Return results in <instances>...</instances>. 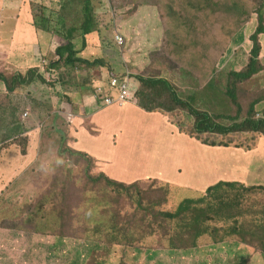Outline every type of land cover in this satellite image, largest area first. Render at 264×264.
<instances>
[{
    "label": "rangeland",
    "instance_id": "374dc122",
    "mask_svg": "<svg viewBox=\"0 0 264 264\" xmlns=\"http://www.w3.org/2000/svg\"><path fill=\"white\" fill-rule=\"evenodd\" d=\"M97 1L93 0L94 9ZM120 1V4L113 6H125L123 18L126 21L118 24L116 28L121 27V31L127 36L137 33L153 35L154 31L144 26L141 17H137L143 13L144 8L141 6L145 1ZM31 2L35 15L41 17L37 29L42 25L50 27V35L55 43H58L59 38L70 42L74 35L76 41L79 39L81 29L75 30L72 27L79 26L82 21L84 0ZM173 2L176 3V10L180 15L186 14L184 21L178 20V25L190 22L197 24L195 14L198 11L208 12V17L200 21L202 30L201 39L198 37V40L203 43L205 37L206 44L219 46L217 61L211 68V73L205 76V83L200 77L199 80L174 82L177 94L184 100V104L171 100L169 91L159 86L149 87L148 82L142 84L139 80V91L144 92L143 98L149 103L147 106H151V100L156 99V102H152L155 109L151 112L167 121L165 125L169 124V120L182 128L178 127L175 131L184 137H177L175 134L171 139L170 135L174 132L168 125L169 129L164 131L162 137L165 150L176 158H188L189 169L193 166L198 168L194 177L201 176L198 190L172 185L170 204L177 206L182 200L199 194L201 199L214 186L213 179L221 176L215 173L219 167L241 165L246 169L243 176L245 181L254 182L260 179L261 182H255V186H247L236 181L234 186H230V182L221 181L220 184L229 186H218L217 190L207 196L201 209L193 204L186 214L187 222L184 223L182 218L174 216L175 210L166 204L168 186L164 180H156L146 186L147 190L136 189L130 194L121 193L117 185L99 182L98 172L101 165L91 155L97 152L92 149H86L88 153L71 149L68 140H74L75 137L70 134L68 124L64 119L51 118L46 128L39 122L42 133L37 138L40 140L42 137L43 147L49 151L56 144L54 161L48 165L47 162L40 163L29 173L31 188H35L37 192L12 194L23 198L15 209L5 203L0 206V264H184L183 261L189 256L182 257L189 252L190 255H197L202 259L200 264H264V171L256 169L258 162L262 160L258 158L259 154L264 150V147L257 148L258 142L264 141V129L262 124L257 123L258 120L264 123V81L258 89L252 80L243 86L234 75L246 68L251 59L253 43L250 36L257 28L258 19L264 16V5L262 0H252V8L247 10L242 0ZM2 16L4 19L11 18L13 12L5 9ZM130 22H133L134 31ZM14 25L13 21L10 26L0 24V32L7 33ZM230 27L232 45L222 58L219 54L222 45L219 44L220 38L229 32ZM239 29L241 31L236 34ZM168 33L171 44H166L167 54L161 52L162 56L169 58V53L172 59L178 58L181 61L179 63L173 60L174 65L202 72L201 64L196 58L197 53L182 45L193 43L190 29L179 35H175L173 30ZM175 37L180 44H174ZM259 60H264V51L260 52ZM147 63L144 60L141 68ZM57 64L50 61L48 66L54 67ZM71 67L72 65H67L68 69ZM164 72L155 69L149 73H138L137 76L164 79V75L168 73ZM14 76L9 80L12 81ZM41 76L45 81H41ZM210 76L212 77L209 81ZM37 77L39 80L34 83L17 88L22 87L21 89L28 91L30 103L36 110L39 109L40 113H36L42 119L53 117L56 104L61 98L64 101V97L49 98L44 94L38 96L37 92L45 89L44 85L48 80L44 72H39ZM0 84L1 88H8L7 84ZM250 88L258 90L251 92ZM231 93L238 101L231 102ZM138 98L132 103L140 106L139 93ZM159 104L162 108H156ZM80 107L77 112H82ZM195 112L208 113L210 118L205 123L224 127L219 132L221 134H217V131L203 134L197 132L198 122L202 117ZM27 124L28 122L7 128V117L2 118L0 113V150L2 145L17 140L23 148L21 151L26 153L28 138L18 135L24 132L23 127ZM8 137L15 138L7 140ZM88 144L91 145L92 142L88 141ZM240 151L244 152L243 155L239 154ZM244 156L248 159H243ZM243 160H246V166L242 165ZM221 161L223 164H220ZM8 168V164L2 161L0 151V175L5 174ZM23 178L17 179L13 185H22ZM183 178H187L185 170ZM204 183L207 186L205 190ZM136 187L142 186L137 184ZM1 199L7 201L6 197ZM142 204L146 210H140ZM210 211L211 216L206 217ZM111 222L124 226L128 231H135L140 226L136 232L139 238L126 248L119 244L121 234L117 237L108 233L107 227ZM34 235L38 241H33ZM233 238L235 240L229 241Z\"/></svg>",
    "mask_w": 264,
    "mask_h": 264
},
{
    "label": "crops",
    "instance_id": "0c3cea01",
    "mask_svg": "<svg viewBox=\"0 0 264 264\" xmlns=\"http://www.w3.org/2000/svg\"><path fill=\"white\" fill-rule=\"evenodd\" d=\"M139 1H145V4L141 6V8H144L143 13L137 16L142 18L144 26H159L158 0ZM120 2V0H98L95 14L100 27L89 35L83 33L80 35L82 39L79 38L76 41V35L71 39L70 43L74 44V51L81 49L79 43L84 41L86 44L82 49L80 58L86 60L91 65L90 68L83 66L79 68L78 72L71 75L67 74L58 89L54 91L45 83V89L37 92L38 96L44 94L49 98L53 96L64 97V101L61 98L56 104L53 117L49 116L42 119L38 115L40 111L32 107L26 89L16 88L14 91L8 88L0 89V107L2 108V118L3 116L7 117V128L14 127L16 124L20 126L28 122L23 127L24 132L18 135H25L28 138L25 148L26 153L21 151L23 148L17 140L1 147L2 161H5L10 168L5 174L0 175V206L3 203L14 207L20 204L23 198L15 197L12 194H28L32 191L31 185L29 183L25 184L30 176V171L37 168L40 163L47 162L48 165L54 161L56 144L49 151L43 147L42 137L40 140L37 138V135L42 133L41 126L46 128L51 118L64 119L68 124L70 134L75 137L74 140H68L71 149L86 153H88L86 149H92L97 152V154L91 155L101 165L99 173L107 174L112 181L123 187V194L134 193L136 189L147 190V185L162 179L168 186L166 204L169 207L189 208L193 205V202L188 200L190 198L182 200L177 206L170 204L172 185L198 190L201 176L194 177L198 168L193 166L192 169H189L190 162H188V158H185V156L176 158L165 150L162 137L164 131L167 128L169 129L168 124L165 125V121L159 116L142 109L136 103L105 107L95 97L94 86L100 84L101 79H103L100 76L105 78L110 71L122 73L124 70L133 74H144L152 68V53L158 49L157 44H159V41L153 39L156 37L151 33H137L127 36L126 33L121 31V27H115V21L117 23V20L122 19L113 13L111 7L113 3L120 4ZM117 6L121 13L125 12L124 5ZM5 9L12 10L13 16L11 18H3L2 12ZM12 21L15 22V25L11 27L12 30L7 33L0 32V73L8 78L18 73L26 75L28 70L41 68L44 60L59 61L61 57L58 54V49L63 44L66 46L68 42L59 38L58 43H55L50 35V27L46 25H42L39 29L36 28L34 26L33 11L27 7L26 0H0V24L10 26ZM125 21L123 18L120 23ZM130 23L131 29L134 31L133 22ZM83 29L86 30L85 27ZM117 34H123L125 37L127 46L123 51L116 43L115 35ZM60 41H64V43ZM262 44L264 45V41ZM194 45L201 50L197 52V50L192 49L197 53L196 58L198 59V56L204 58L201 63L202 79H204L207 74L211 73V68L217 61V46H211V44ZM262 50L264 51V48ZM168 55L171 58L169 53ZM144 60L148 63L141 68ZM95 61L101 65L92 66ZM164 76L166 79L169 78L175 86L174 82L176 81L186 82L200 77L198 76V70L186 69L179 65L173 72L169 71ZM212 76L209 77V81ZM136 81L140 85L138 79ZM252 81L255 85L257 84L256 87L259 89L264 81V73L256 76V79ZM79 107L82 112H77ZM26 113L29 114L28 117L25 116ZM257 116L259 117V115ZM39 122L42 124L41 126H39ZM2 127L5 128L4 124H2ZM171 131L174 132L170 135L171 139L174 138L175 134L177 137L180 135L174 128L173 130L171 128ZM180 137L184 136L180 135ZM13 138L8 137L7 140ZM88 141H91L92 144L89 145ZM258 147L263 148L264 141H259ZM243 153V151L239 152L240 155H243ZM258 158L262 160L258 162L256 169L264 171V150ZM220 164H223V162L221 161ZM252 167L255 169L254 166ZM1 169L2 171L5 170L3 166ZM184 170L187 173L185 179L183 178ZM245 170L241 165H229L228 168L219 167L215 173L221 176L213 179L212 183L215 185L220 181H226L230 182L231 186L237 181L247 186H255V182H261L260 179L254 182L245 181L246 178L243 177ZM21 177H24L22 185H13ZM186 182L189 185L185 186ZM137 184H141L142 187L137 188ZM206 188L207 186L204 183V190ZM1 197H6L7 201L4 202ZM218 213L219 211H217V215ZM211 214L210 211L206 217H210ZM34 239L36 240V238ZM230 240H235V238Z\"/></svg>",
    "mask_w": 264,
    "mask_h": 264
},
{
    "label": "trees",
    "instance_id": "16d2710c",
    "mask_svg": "<svg viewBox=\"0 0 264 264\" xmlns=\"http://www.w3.org/2000/svg\"><path fill=\"white\" fill-rule=\"evenodd\" d=\"M174 1H176V0H174ZM242 1H243L244 6L247 10H250L252 8V5H253L252 0H242ZM26 2H27V7L29 8V10L33 11L35 19L40 20V17L35 15V9L33 7L34 5L31 2V0H26ZM84 2L88 3L86 8L84 9V12L86 14L84 23H85V28H87L88 29L87 31H89V29H91L92 26L95 27L94 4H93V1H90V0H84ZM262 3L264 5V0H262ZM157 5H158L157 7H158V11H159V16H160V20H159L160 26L149 25L148 27L150 28V30L154 31L153 35H156V38H153V39H158L159 44H157L158 50H156L155 52L152 53L153 65H152V68L150 70H148V73L154 71L155 69H159L160 71L163 70V71H165L164 73L169 72V71L173 72L175 70V68H177V65H174L173 60L175 62H179V63L181 61H178V58H177V60L170 58V56H169V58H167L166 56H162V54H161V52H163L164 55H166L167 54V52H166L167 45L166 44H171V41L168 37L169 36L168 32L170 30H173V32H175V35H179L181 33L182 34L186 33V31L188 29H190V35L192 36L191 40L193 43L192 44L183 43L182 45H183V47H186L190 50H192V49L193 50H200V49H197L194 44H196V43L197 44H206L205 37L203 38V43H202V41L200 42L198 40V37L201 39L200 36H201L202 26L200 25V21L202 19L208 17V12L198 11V14H195V15H197L196 16L197 18L194 17V18H196L197 24L190 22V23H187L185 25H180V24L178 25V23H177L178 20L181 22L184 21L186 14L180 15L179 11L176 10L177 6H176V3L173 2V0H158ZM239 30L241 31V29H239ZM263 39H264V16H262L258 19L257 28H256L255 32L250 36V40L253 43L252 49L250 51V54H251L250 61H248L246 68H244L240 72L234 73L235 77L238 79V81L240 83L249 82V81L253 80L254 76L259 75L260 73L264 72V60L258 61V57H259L260 52L263 53V51H262ZM232 40H233V38H232L231 27H230L229 32L226 34L227 44H231ZM175 41H176V43H174V44H180L179 40H176V37H175ZM69 50H70V47L59 48L58 52L61 53V57L64 58L66 53ZM226 52H227L226 50H223L221 52V54L222 53L223 54L222 55L220 54V56H224ZM203 60H204L203 57L198 56V61L200 64L203 62ZM65 63H67V64H69V63H72V64L81 63V64L86 65L85 61H83L79 58L77 59L76 55H73V54L71 57H69L67 59V61ZM34 72L35 71L32 70L28 74V76L30 75L31 79H30V77H28V79H24V76L22 74H17L14 76L12 81H10L9 79H7L5 77H4V81L7 82L8 89L11 91H14L18 86L32 84L35 80ZM36 72H38V71H36ZM123 73H125V72L123 71ZM202 75H203V72H198V76H200L201 81L205 83L207 80H206V78L202 79ZM1 81H2V78L0 75V82ZM141 81H142V84L144 82L145 83L148 82L149 87L159 86V87H161V89H163V90L165 89L167 92L169 91L168 96L171 98V100H173L175 103L184 104L183 100H181L177 94V90H176L175 85L172 83V81L169 78H167V80H165L162 78L156 79V78L142 77ZM1 86L2 85L0 84V88H1ZM138 93L141 96V103L139 101L140 106L148 112L153 111L155 109V107L152 106V102H156V99L151 100V106H147V105H149V103H147L143 98L144 92L139 91ZM230 96H231V102L232 103L238 101L234 94L231 93ZM262 97H264V95ZM137 98H138V94H137ZM156 108H162V107L159 104V107H156ZM173 110H174V108L172 110H170L169 112H172ZM0 113L2 114V108L1 107H0ZM195 114L197 116L202 117V119L198 122V126L196 128L197 132L203 134V133H213V131H217L216 132L217 134H221L219 132L222 131L224 129V127L218 126L215 123H212L211 125H209L208 123H205L210 118V115L208 113L195 112ZM162 120L164 121V119H162ZM165 122L167 123V121H165ZM168 123H169L168 125L174 129H178V127H179V129H182L180 125L175 126L169 120H168ZM254 123H256V122H254ZM257 123L262 124V128L264 129V123L263 122L257 121ZM228 130L226 132H229ZM179 134L181 135V133H179ZM243 159H248V157L244 156ZM245 161L246 160H243V162H242L243 165H244ZM23 180H24V178L22 179V182H23ZM28 183L29 184L31 183L30 177L25 181V184H28ZM187 185H189V184L186 182L185 186H187ZM218 186H219V188H223V187H227L229 185L225 184V183H221V184L219 183V184L215 185L213 189L217 190ZM231 186H233V184H231ZM34 192H37V190L32 188V191H30V194H32ZM199 195L192 197L188 200H191L193 202V204L195 203L196 208L201 209L204 206V204L206 203L207 196H203L201 199H199ZM183 211H184V209L180 208L178 210V212H176L174 214V216L176 218H180L182 216L181 217L182 222L185 223V222H187V218L184 215H182ZM139 227L135 231H132V230L128 231L124 226H120V225L116 224V225H110L108 230L110 232H112V231L115 232V235L117 237H118V232H120L121 235L119 236V244H121L127 248L130 246V244L132 242H134V240H137V238H139L138 234L136 233L138 231ZM196 235H197V233H196ZM197 253H199V252H197ZM134 256H136V255H134ZM187 256H189V258H187L185 261H183L184 264H200L202 261V259L199 258L197 255H190V252L187 255L183 256L182 258H186Z\"/></svg>",
    "mask_w": 264,
    "mask_h": 264
},
{
    "label": "clouds",
    "instance_id": "9594fccd",
    "mask_svg": "<svg viewBox=\"0 0 264 264\" xmlns=\"http://www.w3.org/2000/svg\"><path fill=\"white\" fill-rule=\"evenodd\" d=\"M90 1H93V0H90ZM87 4L88 3H84V8H83V18H82V21L80 22V24H79V26H77V25H74L72 28H74L75 30H77V29H81V31L79 32V38H81V36L80 35H82L83 33H84V35H89L90 33H92V32H94V30L96 29V28H98V27H100V23L99 22H97V18H96V14H95V11H96V9H97V7L94 9V20H95V27L94 26H92L91 27V29H89V31H87L88 29L86 28V30L85 29H83V27H85V23H84V20H85V12H84V9L86 8V6H87ZM94 4V3H93ZM113 4H116V3H113ZM111 9L113 10V13L115 14V15H117V17L118 18H120V19H122L123 20V16H124V14L123 13H121L120 12V10H119V8H118V6L116 5V6H112L111 7ZM122 20H117V23H116V21H115V27L118 25V24H120V22L122 21ZM43 21H44V23H45V20L43 19ZM38 22H41L40 20H37V19H35V16H34V26L37 28V23ZM217 30H219V29H217ZM220 31V30H219ZM238 32H240V30H238L237 32H236V34L238 33ZM235 34V35H236ZM82 39V38H81ZM115 39H116V43H117V45L120 47V49H121V51H123V49L127 46V44H126V40H125V37L123 36V34H117V35H115ZM76 40V39H75ZM220 43L219 44H222L221 45V47H220V52H219V54H221V52L223 51V50H226L227 52L229 51V49H230V47H231V45L230 46H228L227 45V42H226V35H224V37L222 36L221 38H220ZM71 42V41H70ZM70 42H68V44L65 46V44H63L60 48H68V47H70V50L66 53V55H65V57L64 58H62L61 57V53H59L58 52V54H59V56L61 57L60 59H59V61H54L53 63L54 64H57V65H55L54 67L52 66H48L49 65V63H50V59H48V60H44V63H43V65H42V67L41 68H37V69H32V70H34L35 72H34V75H35V80H34V82L36 81V80H39V78L37 77V75L39 74V72L40 73H45L46 74V76H47V80H48V86L52 89V91H54L55 89H58V87L61 85V83L64 81V78H65V76L68 74V75H71V74H73L74 72H78L79 71V68H82L83 66L85 67V68H90V64L88 63V62H86V60H84V59H81L80 58V54H81V52H82V49H84V47L86 46V44L84 43V41L82 42V43H79V44H81V49H77V50H73V48H74V44H72V43H70ZM77 46H78V44H76ZM116 45V44H115ZM218 46L219 45H217V52H218ZM156 50H158V49H156ZM155 50V51H156ZM154 51V52H155ZM226 52V53H227ZM69 53V55L67 56V54ZM225 53V54H226ZM72 54L73 55H76V57H77V59L79 58V59H81V60H83V61H85V63H86V65L85 64H81V63H76V64H72V63H69L70 65H72V67L70 68V69H68L67 68V63H65L66 61H67V59L69 58V57H71L72 56ZM223 54V53H222ZM221 54V55H222ZM220 57H222L223 58V56H220ZM66 60V61H65ZM90 62V61H89ZM95 65H101V64H97V62L95 61V62H93L92 63V66H95ZM32 70H28V73H27V75H23L24 76V79H28V77H30V75L28 76V74H29V72L30 71H32ZM36 71H38V72H36ZM262 73H264V72H262ZM262 73H260V74H262ZM18 74H21V73H18ZM259 74V75H260ZM0 75H1V78H2V81L1 82H3L4 81V77L5 78H7V79H9L7 76H5L4 74L2 75V73H0ZM14 75H17V74H14ZM13 75V76H14ZM138 74H133L132 72H130V71H127V72H125V73H120V72H117V71H110L109 73H108V76L107 77H103V76H100L101 78H103V79H101V82H100V84H98V85H95L94 86V91H95V97H96V99H97V101L100 103V104H102L103 106H105V107H114V106H124V105H127V104H130V103H132V102H134V101H136L137 100V94H138V92H139V87H140V85L138 84V82L136 81V79H138V81L140 80L141 81V78L142 77H147V78H154V77H152V76H147V75H141V76H137ZM13 76H11V77H13ZM256 76H258V75H256ZM256 76H254L253 77V80L254 79H256ZM136 79H135V78ZM129 79L130 81H131V86H132V90H131V97H130V99L128 100V101H126L125 103H120V102H118V97H119V90H118V85L117 86H114L113 85V83H114V81L115 80H117L118 82H119V84L120 83H122V82H124L126 79ZM30 79H31V77H30ZM165 80H167L166 78H164ZM41 81H45L44 80V78H43V76L41 77ZM5 82V81H4ZM3 82V84L5 85V84H7V82H5L4 83ZM33 82V83H34ZM141 83H142V81H141ZM244 83L246 84L247 82H243V83H241V84H243V86H244ZM30 85V84H29ZM257 85V84H256ZM255 85V86H256ZM258 85H260V83H258ZM23 87L24 86H26V85H22ZM19 88H22V87H19ZM0 89H4V88H0ZM251 92H253V91H256L254 88H250L249 89ZM107 97H113V98H115V102L113 103V104H111V105H109V104H107V102H106V98ZM141 107V106H140ZM142 108V107H141ZM143 109V108H142ZM145 110V109H144ZM25 116L26 117H28L29 116V114L28 113H26L25 114ZM258 121H260V120H258ZM99 173V172H98ZM216 175H218L217 173H216ZM217 178V177H216ZM98 181L99 182H103V181H105L106 183H107V185L108 184H110V185H117L114 181H112L108 176H106L105 175V173L104 174H100L99 173V177H98ZM221 182V181H220ZM219 182V183H220ZM223 182H226V181H223ZM219 183H217V184H219ZM217 184H215V185H217ZM214 185V186H215ZM119 188H120V192L122 193V190H124V188L123 187H121V186H119V185H117ZM214 186H212L211 188H209L206 192H207V194H205L204 196H209L214 190H216V189H213L214 188ZM195 204V203H194ZM7 205V204H6ZM193 205H191L189 208H183L184 209V211L182 212V215H184L185 217H187V213H188V211L191 209V207H192ZM10 208H12V209H15L16 207H14V206H9ZM173 210H175V212H174V214L176 213V212H178V210L180 209V207L179 208H177V207H171ZM140 210L141 211H143V210H146L145 209V207H144V205L142 204L141 206H140ZM1 213H0V218H1ZM182 217V216H181ZM180 217V218H181ZM110 225H116V222H111V223H109L108 224V227H107V231H108V233H113V234H115V232H110L109 230H108V228H109V226ZM100 226V225H99ZM99 226H98V228H99ZM118 234H121L120 232H118ZM34 238H36V240L34 239ZM33 241H38L37 240V237L36 236H34L33 237Z\"/></svg>",
    "mask_w": 264,
    "mask_h": 264
},
{
    "label": "built area",
    "instance_id": "2783aa9c",
    "mask_svg": "<svg viewBox=\"0 0 264 264\" xmlns=\"http://www.w3.org/2000/svg\"><path fill=\"white\" fill-rule=\"evenodd\" d=\"M113 85L114 86L118 85V90H119L118 102L125 103L130 99L132 86H131V81L128 78L120 84L117 80H115ZM106 102L107 104L111 105L115 102V98L107 97Z\"/></svg>",
    "mask_w": 264,
    "mask_h": 264
}]
</instances>
